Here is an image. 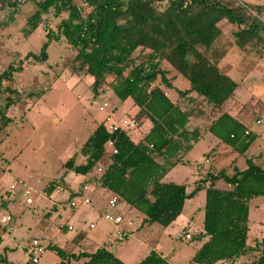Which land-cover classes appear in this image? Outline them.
Wrapping results in <instances>:
<instances>
[{
	"label": "trees",
	"instance_id": "obj_1",
	"mask_svg": "<svg viewBox=\"0 0 264 264\" xmlns=\"http://www.w3.org/2000/svg\"><path fill=\"white\" fill-rule=\"evenodd\" d=\"M79 2L91 10L85 14ZM248 9L249 5L240 0H187V4L186 0H40L29 18L27 35L45 22L52 10L56 17L65 16L56 30L47 32L41 52L29 53L28 57L46 61L49 44L66 40L77 51L72 63L74 72L91 74L96 96L110 89L122 101L132 98L139 108L136 119L152 122V128L135 141L128 129L112 131L102 121L79 153L64 162V171L50 182L47 193L51 194L58 185L68 190V172L88 175L104 164L103 187L143 213L145 221L169 226L182 214L186 201L205 189V218L198 238L206 240L192 261L227 264L242 257L247 261L254 253L257 256L252 264H264V238H256L255 245L248 242L251 200L264 196V165L250 156L257 134L226 110L239 83L222 70L213 55V47L223 33L219 23L224 19L239 26L235 33L239 46L243 47L249 38L259 37L264 30V24L259 22L261 6H256L253 18ZM139 49L149 51L141 63L134 57ZM164 63L176 75L171 76ZM179 75L189 82L187 87L176 85ZM3 90L7 95L0 105V128L7 124L6 113L22 94L16 88L3 86L1 78L0 92ZM199 99L206 101L207 108L201 107ZM201 118H206L205 130L219 143L225 142L247 157L248 167L231 175L227 167L209 168L194 190L188 192V184L167 182L164 177L179 163H185L184 157L200 140L199 125H192ZM110 141L116 153L109 149ZM79 155L84 162H78ZM219 179H225L227 186L216 187ZM83 187L70 193V201L82 193ZM68 229L67 226L65 230ZM81 236L77 234L69 241V247L50 243L49 248L61 257L56 264H71L72 260H83V264H126L107 247L76 251L72 243ZM0 263L13 264L5 255H0ZM138 264L171 263L152 250Z\"/></svg>",
	"mask_w": 264,
	"mask_h": 264
},
{
	"label": "rangeland",
	"instance_id": "obj_2",
	"mask_svg": "<svg viewBox=\"0 0 264 264\" xmlns=\"http://www.w3.org/2000/svg\"><path fill=\"white\" fill-rule=\"evenodd\" d=\"M39 1L0 0V79L3 86L16 88L22 93L21 100L8 112L7 124L3 123L0 128V238L3 236L0 254L9 259L24 260L27 246L37 238L45 249L40 264H56L61 257L49 248L50 243L69 247L68 241L79 231L89 232L92 220L107 223L102 214L109 194L105 192L100 200L98 194L93 193V208L82 206L72 211L69 189L80 182L83 186L85 176L72 172L74 178L70 176L68 179L72 187L69 185L65 191L55 189L48 194L47 186L63 172L64 161L79 153L100 122L109 115L116 121L132 119L137 107L132 98L122 101L110 89L96 96L91 87V74L74 72L72 63L77 51L66 40L49 44L46 61L38 62L28 57L29 53L41 52L47 41V32L56 30L65 16L56 17L52 10L45 22L27 35L29 18L36 12ZM240 2L249 5L252 18L257 15L256 6H261L259 22L264 24V0ZM79 4L85 14L91 10L84 2ZM219 26L223 33L213 47V55L220 67L239 83L225 108L247 122L248 128L257 134L250 156L264 165V30L260 31L259 37L249 38L241 47L235 34L238 25L224 19ZM148 53V50H137L134 53L137 63L145 61ZM164 67L170 68L167 63ZM174 74L176 71L170 68V75ZM188 85L189 82L180 76L177 86L185 88ZM6 93L5 90L0 92V105L5 102ZM199 101L202 108H207L206 101ZM105 104L106 109L100 110ZM212 112L216 117V112ZM257 119H262L263 123L257 124ZM151 126V122L146 121L135 127L132 137L140 139ZM215 144L216 138L208 132L189 152L187 158L190 162L179 163L164 180L186 182L188 192H192L196 181L203 178L209 168L221 170L227 167L231 175L237 169L248 167L247 157L231 148L220 149L218 157L207 161V156L212 158L216 150ZM84 161L79 155L78 162ZM200 165L203 166L201 169ZM102 166L105 168L104 164ZM98 175L95 168L89 182L99 186ZM12 184H18L17 188L12 189ZM24 185L31 187L33 203L27 202ZM215 186L224 188L227 182L219 179ZM205 203L206 190L203 189L188 199L186 211L169 226L147 222L144 215L135 211L136 215L131 214L135 220L130 226L133 233L121 241H113L112 249L128 264H137L152 250L173 264H195L192 263L195 248L203 243L198 235L203 226ZM118 209L123 211L124 208L119 205ZM9 215H12V221L3 222L2 218ZM63 219H69L74 230H65L67 223L62 226ZM107 224L112 229L111 224ZM249 226L248 242L255 245L256 238H264V196L251 200ZM187 231L193 234V239H186ZM256 256L251 253L247 261L242 257L227 264H252ZM71 264L83 263L72 260Z\"/></svg>",
	"mask_w": 264,
	"mask_h": 264
},
{
	"label": "crops",
	"instance_id": "obj_3",
	"mask_svg": "<svg viewBox=\"0 0 264 264\" xmlns=\"http://www.w3.org/2000/svg\"><path fill=\"white\" fill-rule=\"evenodd\" d=\"M220 66V65H219ZM223 70V69H222ZM224 71V70H223ZM174 75H176V74H174ZM173 75V76H174ZM183 78V77H182ZM179 79H180V76H178L177 78H176V80H175V83H176V85H177V83H178V81H179ZM167 94H168V92H166ZM176 95V94H175ZM174 97H176V96H174ZM14 106V105H13ZM136 106V105H135ZM101 107H103V106H101ZM137 107V111H136V113H135V115H134V117L132 118V119H127V118H125V119H123V120H119V121H116L112 116H108L107 118H106V120H104L105 122H106V124H107V126H108V128H109V126L111 125V124H116L117 126H119V127H121L122 129H128L129 131H130V134L132 133V130L135 128V127H138V126H140L141 124H143L144 122H146V121H149V120H147V119H143V120H141V121H138L137 119H136V114H137V112L139 111V108H138V106H136ZM12 107H10L9 109H8V111H7V113H6V117H5V120L7 119V117H9L8 115V112H9V110L11 109ZM105 109H106V107H105ZM104 109V110H105ZM100 110H101V108H100ZM104 110H102V111H104ZM239 122H241V123H243L244 125H248L247 124V122H245L244 120H242L239 116H236V115H234L232 112H230ZM10 118V117H9ZM108 118H111V120H108ZM135 120V123H131V121L132 120ZM2 120H4L3 118H2ZM126 120L127 121H129V123H126ZM151 122V121H150ZM101 123V122H100ZM195 123H197L198 125H199V127H200V131H201V137H200V140L203 138V137H205V135L208 133L206 130H205V125L207 124V122H206V118H201V119H198V121L197 122H193V127L196 125ZM151 124H152V122H151ZM3 126V124H1V127ZM202 127H204V129L202 128ZM152 128V126L149 128V130ZM149 130H147V131H144L143 133H142V136H141V138L149 131ZM210 133V132H209ZM213 135V134H212ZM131 136H132V134H131ZM214 136V135H213ZM215 137V136H214ZM133 138V137H132ZM140 138V139H141ZM216 138V137H215ZM134 139V138H133ZM140 139H138V140H136V139H134L135 141H139ZM199 140V141H200ZM198 141V142H199ZM198 142H196V143H194V146L198 143ZM229 144H227V143H225V142H221V143H219L218 142V139L216 138V144H215V151H213V153H212V158H211V155L210 156H207V161H209V162H211L212 160H214V156H216V157H218L219 156V154H220V149H227V148H231V149H233V147L231 146V145H229ZM194 146H193V148H194ZM192 148V149H193ZM191 149V150H192ZM251 149V148H250ZM190 150V151H191ZM234 150V149H233ZM189 151V152H190ZM189 152L186 154V156L184 157V160H185V163H189L190 162V160L187 158V156H188V154H189ZM70 158V157H69ZM160 159V158H159ZM256 160V159H255ZM67 161V160H66ZM65 162V161H64ZM183 163V162H182ZM176 167V166H175ZM174 167V168H175ZM201 167H203L202 165H200V169H201ZM63 171H64V169H63ZM71 173H72V171H70V172H68L67 174H66V176H65V181L67 182V186H71V183L68 181V179H69V177L71 176L72 178H74V175H71ZM207 173V172H206ZM205 173V174H206ZM204 174V175H205ZM83 176H85V180L83 181V183H84V185L85 184H88L89 185V191H88V194L90 195V197H91V199H92V206H90V207H94L95 206V203H94V194L93 193H95V194H98V198L100 199V200H103V196L105 195V192H107L109 195L108 196H106L107 197V200H106V208H105V210H104V213L106 212V211H108V210H110V207L108 206V199L110 198V196L111 195H113V194H115L114 192H112V191H110V190H108L107 188H105V187H103L102 186V183H101V180L99 181V186L97 185V184H91L90 182H88V180L93 176V172L91 173V174H88V175H83ZM201 179V178H200ZM199 179V180H200ZM165 181V180H164ZM198 181V180H197ZM196 181V182H197ZM167 182H174V181H167ZM82 182H80V183H77L76 185H73V187L72 188H70L69 189V193H72V192H76L78 189H80V187H81V184ZM178 183V182H177ZM183 183H186V182H183ZM187 184V183H186ZM31 188V187H30ZM34 202V201H33ZM187 202H188V200L186 201V204H185V207H184V210H183V212H185L186 211V206H187ZM57 205H59V204H57L56 203V206ZM120 205H122L123 206V211H120L122 214H123V216H124V223L121 225V229H122V234H123V236L122 235H118L117 234V230H118V227H116V226H114L113 224H111V223H109L105 218H104V214H102V217L106 220V222L107 223H109V224H111V226H112V229H109V226H108V224L107 223H105V224H103V223H99V222H97V221H95V220H92L91 222H90V229H89V232L87 233V232H85V231H79L77 234H80V233H82V235L83 236H81L82 238H78V241L77 242H75V243H72V245L73 246H75V250L76 251H78V250H84V249H88V250H93V251H95V250H97L98 248H100V247H107L108 249H110L111 251H113L114 252V254L117 256V257H119L121 260H123L120 256H118L116 253H115V251L112 249V246H113V241H121V240H123V239H125V238H127L129 235H131L132 233H133V231L131 230V227L130 226H133L134 224H135V220H134V216H131V214L132 215H136V213L138 212V213H141L140 211H138V210H136V209H134V208H132L130 205H128V204H126L125 202H121V204ZM205 206V205H204ZM61 207H62V205H61ZM87 207H89V206H87ZM70 210H74V209H71L70 208ZM117 210H119V209H117ZM135 211H136V213H135ZM182 212V213H183ZM142 215H144L143 213H141ZM144 217H145V215H144ZM180 217V216H179ZM178 217V218H179ZM67 218V217H66ZM204 218H205V216H204ZM65 219V218H64ZM63 219V220H64ZM68 220L69 219H66V220H64V222L65 223H63L62 224V226L64 225V224H66L68 227L71 225V226H73V229L72 230H74V225H72V224H69V222H68ZM47 222V221H46ZM49 222V221H48ZM204 222V221H203ZM91 223H94L95 224V227L94 228H91ZM202 229H203V226H202ZM188 233V231L186 232V234ZM4 234L5 235H7V233H5L4 232ZM76 234V235H77ZM75 235V236H76ZM74 236V237H75ZM2 237V239H1V241H0V247L2 246L1 245V243H2V240H3V236H1ZM73 237V238H74ZM72 238V239H73ZM71 239V240H72ZM186 239H188V238H186ZM191 239H193V238H191ZM71 240H69V241H71ZM188 240H190V239H188ZM206 240V238H204V239H201V241H203V243H204V241ZM69 241H68V243L67 244H69ZM203 243L201 244V245H199V246H197L196 248H195V252L203 245ZM78 247H80V249H78ZM26 252V251H25ZM195 252H194V255H195ZM0 255H4V254H0ZM162 255V254H161ZM193 255V256H194ZM6 256V255H5ZM163 257H165L164 255H162ZM8 258V257H7ZM166 258V257H165ZM193 258V257H192ZM9 259V258H8ZM167 259V258H166ZM142 260V259H141ZM140 260V261H141ZM168 260V259H167ZM9 261L10 262H12L13 264H27V262H28V258H27V256H26V259H24V260H14V259H9ZM82 261V263H83V260H81ZM124 261V260H123ZM139 261V262H140ZM72 262V261H71ZM125 262V261H124ZM138 262V263H139ZM168 262L169 263H171L169 260H168ZM126 264H128L127 262H125ZM137 263V264H138ZM192 263H194L193 261H192ZM1 264V263H0ZM171 264H173V263H171ZM196 264V263H195Z\"/></svg>",
	"mask_w": 264,
	"mask_h": 264
},
{
	"label": "built area",
	"instance_id": "obj_4",
	"mask_svg": "<svg viewBox=\"0 0 264 264\" xmlns=\"http://www.w3.org/2000/svg\"><path fill=\"white\" fill-rule=\"evenodd\" d=\"M186 4H187V0H186ZM107 106V104H105L103 107H101V110H104L105 107ZM108 120H111V118H108ZM126 123H129V121L126 120ZM131 123H135V120L133 119L131 121ZM256 123L257 124H262L263 123V120L262 119H257L256 120ZM119 126H117L116 124H111L109 126V129L112 130V131H116L118 130ZM250 130L248 129L246 131V134H249ZM109 147H111V149L113 150L114 153L117 152V149L114 148V142L113 141H110L109 142ZM104 167L102 165L98 166L97 167V172H98V179L101 180V177L104 173ZM18 186V184H12L11 185V188L12 189H16ZM89 185L88 184H85L83 189H82V193L80 195H76L69 203V207L71 209H78L79 207H82V206H92V199L90 197V195L88 194V191H89ZM58 191H65V187L62 186V185H58L57 188H56ZM78 191V190H77ZM23 194L27 197V202L28 203H33V198L31 196L32 194V189L27 186V185H24L23 187ZM121 204V199H120V196L118 194H113L110 196V198L108 199V206L110 207V210L106 211L104 213V218L111 224H113L114 226L118 227V230H117V234L118 235H122L123 236V232H122V229H121V225L124 223V216L123 214L118 211V207L119 205ZM12 215H9V216H4L2 218V221L3 222H6V223H10L12 221ZM95 227V224L94 223H91V228H94ZM69 229H73V226H69ZM186 238L188 239H191L192 236L190 233H187L186 234ZM44 247L41 243V241L39 239H34L28 246H27V251H26V256L28 258V261L32 262L33 264H38L40 262V258L44 252Z\"/></svg>",
	"mask_w": 264,
	"mask_h": 264
}]
</instances>
